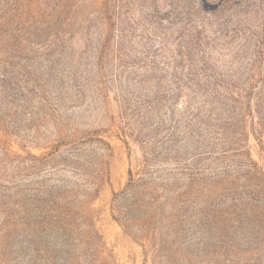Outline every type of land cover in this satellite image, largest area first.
Masks as SVG:
<instances>
[{
    "label": "rangeland",
    "instance_id": "obj_1",
    "mask_svg": "<svg viewBox=\"0 0 264 264\" xmlns=\"http://www.w3.org/2000/svg\"><path fill=\"white\" fill-rule=\"evenodd\" d=\"M0 264H264V0H0Z\"/></svg>",
    "mask_w": 264,
    "mask_h": 264
},
{
    "label": "water",
    "instance_id": "obj_2",
    "mask_svg": "<svg viewBox=\"0 0 264 264\" xmlns=\"http://www.w3.org/2000/svg\"><path fill=\"white\" fill-rule=\"evenodd\" d=\"M205 1L207 2V0H205ZM217 7H218V5H214V6H213V9H215V8H217Z\"/></svg>",
    "mask_w": 264,
    "mask_h": 264
}]
</instances>
